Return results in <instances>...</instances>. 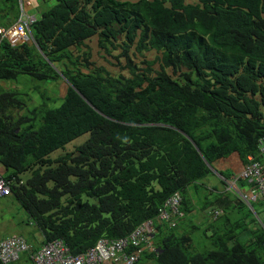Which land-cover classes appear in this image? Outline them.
<instances>
[{"label": "trees", "instance_id": "obj_1", "mask_svg": "<svg viewBox=\"0 0 264 264\" xmlns=\"http://www.w3.org/2000/svg\"><path fill=\"white\" fill-rule=\"evenodd\" d=\"M42 1L34 42L0 43V82L66 81V93L41 92L43 103L30 105V93L0 86V163L43 244L61 238L80 254L152 220L154 249L140 255L152 264H264V228L250 230L238 214L223 233L205 227L214 238L205 251L178 233L198 209L227 222L240 213L244 179L234 188L225 180L250 156L264 164V0ZM214 171L223 187L199 207L192 187ZM175 193L184 215L172 225L158 216ZM246 232L253 237L243 241ZM14 236L27 241H0ZM29 245L32 260L42 245Z\"/></svg>", "mask_w": 264, "mask_h": 264}, {"label": "built area", "instance_id": "obj_2", "mask_svg": "<svg viewBox=\"0 0 264 264\" xmlns=\"http://www.w3.org/2000/svg\"><path fill=\"white\" fill-rule=\"evenodd\" d=\"M35 21L34 15L25 12L15 25L10 27L0 25V43L5 39L13 45L32 42L33 38L29 35L28 28ZM259 147L264 154V137L260 139ZM250 160L238 174L231 176L227 181V186L234 188L239 179L248 180L250 189L243 192L244 200L248 204L261 202L264 206V164L259 160H254V157H250ZM11 192V181L0 173V195H8ZM181 203L180 194H173L161 208L159 220L169 221L174 225L173 217L178 218L184 215L180 209ZM220 214L222 211L216 210L213 212V217L216 218ZM154 232V222L148 220L130 235L115 239L101 238L95 246L80 254H74L70 247L58 238L43 244L31 255V258L34 264H140V255L147 248L145 245L149 244ZM131 247L137 248L131 250ZM28 249L29 245L24 238L14 236L3 239L0 241V260L5 263L16 261Z\"/></svg>", "mask_w": 264, "mask_h": 264}, {"label": "rangeland", "instance_id": "obj_3", "mask_svg": "<svg viewBox=\"0 0 264 264\" xmlns=\"http://www.w3.org/2000/svg\"><path fill=\"white\" fill-rule=\"evenodd\" d=\"M24 3H26L27 0H23ZM191 2H195L197 0H188ZM17 0H0V11L4 10V16L0 17V23H15L19 19V13L22 9L21 3L20 6L16 5ZM20 2V0H19ZM56 0H52V3H55ZM46 4L42 0H38V3L32 6L25 5V10L31 11L35 10L37 14H39L38 7H44ZM91 45L94 47L93 52L95 55V58L98 59V61L102 64L104 63L108 68H110L113 71H116V68L113 67L108 61L115 62L116 60L109 56L108 54L99 52V49L95 45L94 42L90 41ZM113 54H118L117 51H113ZM103 54L105 58L101 56ZM152 56V54H150ZM36 85L41 86V90H36L34 87ZM0 86L5 88H18L20 91L24 93H30L32 96V104H42L43 98L41 92H45L48 96L52 97L55 96L58 92L62 96L66 93L67 83L66 81L62 82H39L34 81L30 76H21L20 82L17 81H1ZM61 102L58 103V105ZM51 106L54 104L52 102L49 103ZM86 136H83L79 138L76 141H82L83 138ZM75 141V142H76ZM74 145L73 143H70L67 147H72ZM64 150H58L52 154V157H58L59 155L63 154ZM6 172L5 167L0 163V173L4 174ZM205 185H197L196 187H192V195L194 197L195 202L197 203V206L201 207V204L205 201H212L215 199V192L211 193L212 186H217L218 190L222 189V179L218 174H211L209 177L205 178L203 180ZM246 182L244 180H241L239 182V186L241 189L245 192L249 191L250 185L244 186ZM208 186V188L206 187ZM249 186V188H248ZM245 206L250 207L249 204L245 202ZM254 209L257 210V213L253 210L252 214L249 213L247 207H242V210H240V213H229L228 217L230 220L227 222L226 218L223 217L220 220H215L212 217L208 216L207 214L201 213V211L198 209V212L192 215V222H189L186 219H180V221H185L182 228L179 229V234H191L194 242V246L196 249L205 251L209 249L212 246V242L214 241V238L207 239L204 230L205 227L210 226L211 231H209V234H213L215 231L217 234L223 233V226L226 228L225 225H228L227 228H231L232 224L234 223V219L238 218L236 216L237 214L245 221L244 226L249 227L250 230L258 229V227L264 228V208L261 206L262 203H256L254 202ZM261 204V205H260ZM240 206L238 207V209ZM254 219H256L254 221ZM232 220V221H231ZM231 221V222H230ZM243 221V222H244ZM242 222V223H243ZM193 225H198L200 229H193ZM260 229V228H259ZM13 235H23L28 242L31 243H40L43 241V234L42 232L35 227L32 224L27 223V214L25 210L22 208L20 203L16 200V198L13 195L10 196H2L0 195V239L5 238L8 236ZM250 237H253V233L246 232L240 236V238L243 241H247ZM151 260H148L146 255H143L141 258V264H150ZM153 263V261H152ZM12 264H32L30 259L27 256V253L22 254L21 259L18 261L13 262Z\"/></svg>", "mask_w": 264, "mask_h": 264}, {"label": "clouds", "instance_id": "obj_4", "mask_svg": "<svg viewBox=\"0 0 264 264\" xmlns=\"http://www.w3.org/2000/svg\"><path fill=\"white\" fill-rule=\"evenodd\" d=\"M24 1L23 0H20V3H21V7H22V9H21V14H20V16H19V19H18V21L20 20V18H21V16L23 15V13H28V14H32V15H34L35 17H36V20H37V13L36 12H34V9L33 10H31V11H26L25 10V4L23 3ZM30 2V3H29ZM26 5H28V6H32V7H34V2L32 1V0H27L26 1ZM17 21V22H18ZM17 22H15L13 25H15ZM1 25V24H0ZM13 25H10V26H13ZM1 26H3V25H1ZM10 26H5V27H10ZM28 33H29V35H31L32 36V38H33V41L32 42H34V37H33V32H32V29H31V25L29 26V28H28ZM10 42V41H9ZM11 43V42H10ZM31 43V42H30ZM12 44V43H11ZM19 44H21V43H19ZM15 45H18V44H15ZM250 157H253V156H250ZM251 161V160H250ZM215 172V171H214ZM2 174V173H1ZM215 174H218L217 172H215ZM219 175V174H218ZM220 176V175H219ZM233 176V175H232ZM221 177V176H220ZM221 179H224V178H222L221 177ZM225 180V179H224ZM229 180V179H228ZM228 180H225V183L227 184V181ZM12 190V189H11ZM11 194H12V192H11ZM9 196H10V194H8ZM8 195H2V196H8ZM249 205H251L252 206V203L251 204H249ZM176 217H173V221H176ZM167 222H169V221H167ZM170 223V222H169ZM142 225V224H141ZM140 225V226H141ZM156 228H155V232L151 235V238H150V240H149V244H147V245H145L147 248L145 249V250H147V249H149V250H153L154 249V244H153V242H152V238L154 237V235L156 234ZM27 242V244L29 245V242L28 241H26ZM46 243V242H45ZM44 243V244H45ZM97 244V243H96ZM149 245V246H148ZM30 246V245H29ZM95 246V245H94ZM30 249H31V247H29V249L27 250V251H25V252H23L22 254H24V253H27V252H29L30 251ZM143 253V252H142ZM141 253V254H142ZM22 254H21V256H22ZM21 256H20V258L18 259V260H20L21 259ZM32 259V258H31ZM18 260H16V261H18ZM141 260V259H140ZM33 261V260H32ZM139 263H140V261H139ZM34 264V263H33Z\"/></svg>", "mask_w": 264, "mask_h": 264}, {"label": "crops", "instance_id": "obj_5", "mask_svg": "<svg viewBox=\"0 0 264 264\" xmlns=\"http://www.w3.org/2000/svg\"><path fill=\"white\" fill-rule=\"evenodd\" d=\"M31 243V242H30ZM39 244V247H40V245H43V241H41L40 243H38ZM35 245V244H34ZM28 254L30 255V253L28 252L27 253V256H28ZM29 259H30V257H29ZM31 262H32V260H30ZM32 264H33V262H32ZM150 264H152V261H151V263Z\"/></svg>", "mask_w": 264, "mask_h": 264}]
</instances>
